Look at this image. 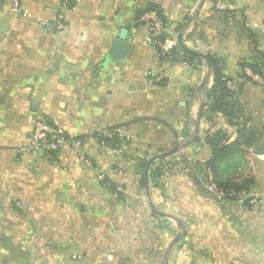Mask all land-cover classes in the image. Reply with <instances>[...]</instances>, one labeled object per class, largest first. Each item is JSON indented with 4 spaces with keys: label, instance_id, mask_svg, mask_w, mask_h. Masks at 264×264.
I'll use <instances>...</instances> for the list:
<instances>
[{
    "label": "crops",
    "instance_id": "crops-1",
    "mask_svg": "<svg viewBox=\"0 0 264 264\" xmlns=\"http://www.w3.org/2000/svg\"><path fill=\"white\" fill-rule=\"evenodd\" d=\"M20 5V14L10 0L0 5V23L9 26L8 32H0V238L26 236L29 201L37 204L50 195L56 207L52 219L72 221L69 230L74 237L79 231L90 236L87 227H74L76 221H105L99 229L106 238L100 242L103 248H108L111 233L120 242L115 247L120 248L124 222L133 223L137 243L144 249L135 252L146 255L149 264H264V82L241 77L239 64L256 55L255 41L223 22L219 10H235L241 23L254 33L259 48L264 45V19L262 25L256 24L239 0H20ZM151 5L163 12L168 39L178 43L182 34L190 48L222 59L235 92L233 100L243 110L242 125L231 126L221 113L213 116V122L201 117L199 138L204 140L207 130L222 129L230 142L239 136L253 139L245 161L228 178L238 182L252 177L254 189L263 196L260 204L218 199L196 181V170L186 164L165 170L159 185L151 181L123 184L117 178L107 185L83 179L90 178L95 169L79 163L73 145L59 153L56 165L49 164L40 152L31 158L18 152L28 144L37 117L80 139V149L92 158L106 151L99 137L106 131L132 127L145 142L140 149L145 154L151 141H170V148L192 137L214 78L206 61L190 63L180 51L165 59L155 55L139 16ZM58 18L63 28L51 29ZM181 24L184 28L179 30ZM123 30L131 46L123 58H110ZM159 75L163 77L160 83L155 81ZM186 151L192 152L199 165L211 155L203 141ZM118 160L114 172L121 165ZM102 169L100 173L107 172ZM94 186L103 195L104 206L91 216L83 205L90 204ZM125 200H131L127 203L131 206ZM65 204L77 211L72 209L65 217ZM158 206L165 209L163 217L174 222H168L169 227L178 223V241L155 217ZM141 210L147 215V234L136 229ZM113 217L114 227L109 224ZM16 220L19 229L12 232L11 222ZM2 245L0 253H11L20 252L22 243L15 248L5 241ZM137 261L133 255L124 264Z\"/></svg>",
    "mask_w": 264,
    "mask_h": 264
},
{
    "label": "rangeland",
    "instance_id": "rangeland-1",
    "mask_svg": "<svg viewBox=\"0 0 264 264\" xmlns=\"http://www.w3.org/2000/svg\"><path fill=\"white\" fill-rule=\"evenodd\" d=\"M239 2L240 6L245 7L246 12L251 14L252 19L256 22V24H263L262 20L264 19V13H262L261 15L259 14V12L264 10L263 0H239ZM261 50H264V45H262ZM106 132L109 133L110 136L114 134L110 131ZM115 132H118V136L116 137H118L119 140L115 139V137L113 138L115 134L112 137H107V133H103L107 138L106 141L104 139L102 141V146L105 147L104 149H106V151L104 152V154L101 153L100 155L94 152L95 155L93 157L96 159L92 158V155H88L83 149H77L75 147L77 149L76 157L79 159V163L86 164L87 166L95 169L90 178H83L85 181L90 179L93 182L107 183V185H112L111 183L113 182V180H115V178H117V180L123 184L137 181L142 182V176L144 174L147 162L150 158L157 154L167 152L171 150L172 147L175 148L186 142L185 140L174 142V145L172 143L173 146H170L169 148V145H171L170 141H151L152 146L148 148L150 151H148V154H145L144 152L140 151L142 145L145 142H143L141 138L137 136V131L135 129L133 130L132 127H126L122 131L115 130ZM147 133L148 131L145 130L146 137L149 136ZM117 144L119 145L118 149L115 148ZM80 146H82V144ZM186 150L187 148L167 158L156 160L152 165L156 166V164H161V160H164V170H168V168H170L171 166L180 164H186L187 166H190L188 163H192V161L194 162V156L192 155V152H188ZM115 152H117L116 156H114ZM45 158L49 162V164H57V159H50L48 155H46ZM116 159H119L117 162H120L121 165H117V172H114V162ZM28 160L32 162L31 160L33 159ZM102 167L106 168L105 170H107V172L105 171L104 173H100V170H103ZM163 176L164 172L162 178ZM165 177L166 176H164V179ZM90 192V204L87 203L83 206L88 210L90 209L89 211L92 216V213H94L95 210L99 211L100 208L103 209L104 205H102L101 203L103 195L100 196L99 189L95 188L94 186ZM119 196L120 195L118 194L117 197ZM129 201L131 203V200H125V203L127 204ZM127 205L131 206V204ZM107 207L109 213L111 212V210L113 211L110 203ZM149 207L150 206L147 205L146 214L149 213ZM55 208L56 207L54 206V204H52V198L50 195L39 199V202L37 204L29 201L26 214V236H8L5 238H0L1 247H3L2 243L4 241L9 243L12 248L18 246L19 243H22L21 251L0 253V264H124V262L129 260L133 255L139 258L137 264H149V259L146 257V255L141 254V256H137L138 254L135 252L138 250L139 252H141L144 249L141 244L137 243V239L135 238L136 232L135 229H133V223L124 222L123 245L120 246V248L115 247L116 244L118 246L120 244L119 240H117V238L115 237V233L109 234L113 236L107 238L108 248H103L101 247L100 242H104L106 238H103V236L100 235L99 229L104 227L105 221L96 220L93 218H90L89 221L86 220L85 222L76 221V226L74 225V227L79 229H85L87 227V229H90V236H82V231H79L78 233L80 235L74 237L71 233L72 229H70L71 231L69 230V228H72V221H68L67 219H65L64 221L57 222L52 219L56 214ZM62 208L64 210L63 212L66 213L64 214L65 217L72 212V209L74 211H77L75 210V206L69 208L67 204H65ZM77 208H80V205H78ZM164 210L165 209H161L160 206L156 207L154 211L155 217L159 219L160 225H162L163 228L165 227L167 229H170V236L174 240L175 237L181 232V230L177 226L178 223L176 221V224L174 226L172 225V227H169V223L171 224L172 221H169L168 218L163 217L162 213L164 212ZM166 212L170 214L169 210H167ZM139 213L141 215V221L139 222L138 226L136 225V229H139L140 233L147 234L149 225L147 224V215H145V211L143 210H141ZM42 214L44 215L41 217ZM114 218L115 217H113L111 221H109V224H111L112 227H114L116 224ZM173 223L174 222H172V224ZM11 224L12 232H14L15 228L19 229V220L12 221ZM23 225L24 224L22 223V227ZM2 226L3 222H0V227ZM83 241L88 242L86 246ZM5 254L6 256H8V258L6 257L7 259L3 261L2 256Z\"/></svg>",
    "mask_w": 264,
    "mask_h": 264
},
{
    "label": "trees",
    "instance_id": "trees-1",
    "mask_svg": "<svg viewBox=\"0 0 264 264\" xmlns=\"http://www.w3.org/2000/svg\"><path fill=\"white\" fill-rule=\"evenodd\" d=\"M149 10L157 11L160 16L163 18L166 23V18L163 12L156 6L151 5L146 8L144 11L139 13L140 18L142 15ZM218 9H216L217 11ZM220 16L222 17V21L231 24V26L237 30V32L241 35H247L251 37L253 41H255V51L256 55L251 59L243 60L240 62L239 66L241 69V77L249 81H254L250 77L244 74V69L249 68L255 74L261 76L264 82V50L258 47L256 44V38L254 33L246 28L244 23H241L239 18H237V12L235 10H219ZM233 24V25H232ZM184 25L179 26V30L183 29ZM167 39L166 31L163 32L158 40L160 42H164ZM258 43V42H257ZM176 51H180L183 53L184 58L190 63H202L205 60L199 57L197 54L192 52H187L183 50L178 43L171 48L170 50L163 53L160 56L161 59H165L169 56V54L175 53ZM162 52V51H161ZM208 59L211 63L210 71L214 78L213 86L208 90L206 94V101L204 102V108L202 111L201 117L206 119L208 122H213L214 115L221 113L222 116L226 117L229 120L230 125L239 126L242 125L239 123V120L243 117V110L240 107V104L237 101L233 100L235 92L230 88L229 81L230 79L226 76L223 70V61L219 57L213 54H207ZM160 83V82H159ZM52 123V122H51ZM242 129H246L244 126H240ZM115 135V139H118V132L115 130H111ZM65 134L70 137L66 132ZM102 140L105 141L107 138L104 134H100ZM80 140V139H78ZM111 140V139H110ZM251 140H243L240 136L234 141H229V135L226 131L220 129L214 132L206 131V136L204 140L198 138L192 145H198L202 141L210 148L211 155L204 162V164L199 165L196 162L188 163L192 169L196 170V181L201 183V179L204 178L206 170H211L214 175V180L217 186L223 190H234V191H242L244 189H252L254 188V180L252 177H244L238 182H233L232 179L228 178L229 172L237 170L243 162L245 161L246 156V148H249L253 142ZM191 145V146H192ZM174 155V154H173ZM164 160H161V164H156V166L152 165L149 168L148 173V181H152L155 185H159V181L162 178L163 172L165 171ZM164 170V171H163ZM147 180L145 178V171L142 176V183H146ZM232 199V198H229ZM248 202V201H246Z\"/></svg>",
    "mask_w": 264,
    "mask_h": 264
},
{
    "label": "built area",
    "instance_id": "built-area-1",
    "mask_svg": "<svg viewBox=\"0 0 264 264\" xmlns=\"http://www.w3.org/2000/svg\"><path fill=\"white\" fill-rule=\"evenodd\" d=\"M12 9L18 14L22 13V7L20 5V0H10ZM61 18L57 21L51 23V29L59 30L63 28V22ZM141 21L147 30V41L152 46L155 55L160 57L164 52L170 50L176 45V40L166 39L164 42H160L158 37L166 31V23L157 11L149 10L146 11L142 17ZM162 51V52H161ZM244 74L256 82H263L261 76L252 72L249 68L244 69ZM163 80L162 76H156L155 81L161 82ZM107 133V132H105ZM109 133L106 134L108 137ZM73 145L77 149L81 148V141L78 139H73L68 137L59 126L54 123L47 121L46 119L37 117L33 126V130L29 137L28 144L18 150L22 155L31 158L36 156L39 152H42L45 156L48 155L50 159H57L58 154ZM201 184L212 194H214L218 199H237L241 201H248L251 204H260L262 202V194L252 189H244L242 191L234 190H223L220 189L215 180L214 175L211 170H206L204 178L201 179Z\"/></svg>",
    "mask_w": 264,
    "mask_h": 264
},
{
    "label": "water",
    "instance_id": "water-1",
    "mask_svg": "<svg viewBox=\"0 0 264 264\" xmlns=\"http://www.w3.org/2000/svg\"><path fill=\"white\" fill-rule=\"evenodd\" d=\"M2 2H3V0H0V5L2 4ZM8 30H9L8 25L0 23V32L6 33V32H8ZM127 33H128L127 30H123L122 33L119 35V37L114 41L113 48L109 52L110 58H123L127 54L128 49L131 46L130 43L127 41V35H128ZM178 44L183 50L197 54L199 57L203 58L207 62L209 67L211 66V63L208 59L207 54L197 52L194 49L187 46L185 44L184 37L182 34H180L178 37ZM203 108H204V104H202L200 106V112H199V115L197 117V121L195 123V131L189 140L182 143L180 146L172 148L171 150H169L167 152L157 154L148 160L146 168H145V178H146L147 182H148L149 168L153 164V162H155L156 160L167 158V157H169V156H171V155H173V154H175V153H177L183 149L188 148L199 138L200 120H201ZM40 154H42V152H40ZM179 237H180L179 235L176 236L175 241H178Z\"/></svg>",
    "mask_w": 264,
    "mask_h": 264
}]
</instances>
